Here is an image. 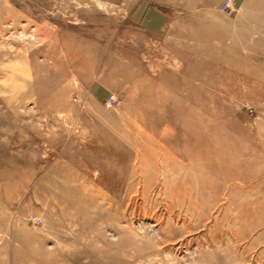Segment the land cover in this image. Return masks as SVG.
I'll use <instances>...</instances> for the list:
<instances>
[{
	"label": "rangeland",
	"instance_id": "1",
	"mask_svg": "<svg viewBox=\"0 0 264 264\" xmlns=\"http://www.w3.org/2000/svg\"><path fill=\"white\" fill-rule=\"evenodd\" d=\"M195 2L0 0V264H264V0Z\"/></svg>",
	"mask_w": 264,
	"mask_h": 264
},
{
	"label": "bare ground",
	"instance_id": "2",
	"mask_svg": "<svg viewBox=\"0 0 264 264\" xmlns=\"http://www.w3.org/2000/svg\"><path fill=\"white\" fill-rule=\"evenodd\" d=\"M140 130L143 131L142 129H139V131ZM160 157L161 156H159L158 158L160 159ZM149 164H151L153 166L156 165V164L153 163V161L149 160L148 163H145L144 168L145 169H149V170L150 169L156 170V168H157L158 171H156V172H159V168H160L159 164H157L155 167H147ZM223 171H225V170L223 169ZM156 172H150V173H151V175H155ZM173 172H175V171H173ZM159 173H160V177H162V178L167 176V175H165V174H163L161 172H159ZM177 173H178V171H177ZM162 182L164 183V185L161 186V188H163V190H164V195L169 197L168 200L166 201L167 206L169 208V214L167 215L166 218H168L167 220L170 221V222H167V220L166 221L164 220L165 223H166V226H171V222L173 220L177 221L178 218H176V216H175L177 214L178 215L181 214L183 217L187 218V220L189 219L190 221H196V220H202L203 219V217L206 214L205 210H204V208H200V209L197 210V208L199 206V202L196 199V197H197L196 192L192 191L193 188L191 186H189L190 189L187 190V193H186V196L188 198L187 199L184 198L182 200V199L179 198L180 195H178L180 193V190L175 188L174 184L168 185V184H166L165 180H163V179H162ZM224 182H225V180L221 181V184H224ZM139 183L140 184L142 183L143 185L151 186V185H153L154 182L153 181L147 182L146 178H145V182L143 183L142 178H141ZM175 207L177 209H175ZM192 225L193 224L189 222L188 225H187V229H191ZM208 232L210 233V231H208ZM217 240L221 241L220 236L217 237Z\"/></svg>",
	"mask_w": 264,
	"mask_h": 264
},
{
	"label": "crops",
	"instance_id": "3",
	"mask_svg": "<svg viewBox=\"0 0 264 264\" xmlns=\"http://www.w3.org/2000/svg\"><path fill=\"white\" fill-rule=\"evenodd\" d=\"M223 2H224V0H196L195 3H197L199 5V7L204 8L207 6H216V5L220 6Z\"/></svg>",
	"mask_w": 264,
	"mask_h": 264
},
{
	"label": "built area",
	"instance_id": "4",
	"mask_svg": "<svg viewBox=\"0 0 264 264\" xmlns=\"http://www.w3.org/2000/svg\"><path fill=\"white\" fill-rule=\"evenodd\" d=\"M234 3V0H224V2L221 4L223 11H229L232 9V4Z\"/></svg>",
	"mask_w": 264,
	"mask_h": 264
}]
</instances>
